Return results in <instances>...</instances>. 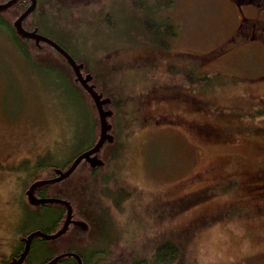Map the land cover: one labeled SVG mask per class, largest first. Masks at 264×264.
<instances>
[{
    "label": "rangeland",
    "instance_id": "374dc122",
    "mask_svg": "<svg viewBox=\"0 0 264 264\" xmlns=\"http://www.w3.org/2000/svg\"><path fill=\"white\" fill-rule=\"evenodd\" d=\"M27 23L83 65L114 114L94 178L83 162L47 192L84 189L60 198L74 209L66 240L99 251L97 264H155L166 241L179 248L168 264H264V196L245 190L264 182V0H37ZM31 41L28 57L0 23V264L52 226L29 187L100 135L72 70Z\"/></svg>",
    "mask_w": 264,
    "mask_h": 264
},
{
    "label": "trees",
    "instance_id": "16d2710c",
    "mask_svg": "<svg viewBox=\"0 0 264 264\" xmlns=\"http://www.w3.org/2000/svg\"><path fill=\"white\" fill-rule=\"evenodd\" d=\"M4 1H9V0H4ZM234 1L236 3H238L239 5H245V4H250V3L251 4H257L259 0H234ZM260 1H262V0H260ZM24 9H25V6H24L22 0H18L12 6V10L10 11L11 14H10L8 20H6L5 22L0 20V23L4 24L6 27H8L10 30H12L13 37L15 39V42L18 44L19 49L26 56L29 57V56L36 55V54H32L30 52V49H29V46H28V44H30L33 41H31L30 39L23 38V37L19 36L17 34V32H16V28H15L14 23H13L14 20H16L21 15V13L24 11ZM23 25H24L25 29H27V30H34V29L38 28L37 30L41 33V30H40L39 26L35 27L32 24H28L27 21H24ZM158 26H159L158 29H160V33L161 34H163V35L167 34V35H170V36H175L176 35V32H175L176 28H175V26H173L172 23H169L167 25V27H166L164 23L159 22ZM162 42H165V41L163 40ZM42 44L45 47H49L52 51H54L58 55H60L50 45L45 44V43H42ZM163 47H165V46H163ZM35 48L38 49L37 46ZM36 53H37V51H36ZM46 58H49V57H46ZM53 59L55 60L54 57H53ZM62 59L66 62V60L63 57H62ZM66 64L68 65L67 62H66ZM68 67H69V69H71V67L69 65H68ZM73 75H74V73H73ZM74 78H75V75H74ZM206 79L207 78H205V80ZM77 86H79L81 88L83 93H85L87 95V98L89 99V102H91V104L88 105L89 106L88 110H89V112L91 114L90 118L93 120V122H92L93 129H92V131H93V139H94V137H95L94 133H95V129H96V122H95V119L93 117V108L95 109V107H94V104H93L92 100L89 98L88 93L84 90V88L78 83H77ZM92 105H93V107H92ZM95 111H96V109H95ZM95 113H97V111ZM107 145H112V144H107ZM55 167H60V169H64L65 168L64 165L63 166H55ZM97 169H100V168H96L95 170H92V172L90 174L91 178H94V176H95L94 172H96ZM64 182L65 181H62L61 183H58L56 186L60 187L61 185H63ZM48 190H49L48 187L40 189V191H39L40 197L41 198H48L50 196V195L47 194ZM82 195H84V189L81 190L80 193L78 195H76V196L75 195H72V196L66 195L65 192H64V189H61L59 191V193L56 196H54V197L64 198V199H67V200L71 201L72 204H75V201H76L77 198L80 199V200L82 199ZM40 210H41V212L37 214L38 217H43L45 219L50 217L52 219V222H53L52 226L41 227L39 229L40 231H42L44 233H47V234H53V233H56L59 229H61L62 225L64 224L63 221H64V217L66 216V212H67V208L64 205L57 204V203L44 204V205H42ZM30 233H32V231L28 232V233H25L23 235L24 236H28ZM66 237H67V233L64 234L63 236L55 239V240H47V239H45V238H43L41 236L35 237L33 239L32 244H31L30 251H29L25 261L23 262V264H33L32 261L34 260V258H36L35 255H36V253L38 251H46V250L49 249L50 246L55 245V243H60V242H62L61 244H63V246H61V244L58 245L57 253H55L52 256H47L39 264H46L47 262L51 261L55 257H57V256H59V255H61L63 253H67V252L77 253L82 258L83 264H89V261H91L92 264H97L95 262V260H92V259H93V256L95 258L97 255L100 254L99 251H92L91 252L90 250L87 249V247H83V245L79 244L78 242H76L75 244H72L71 240H69V241L66 240ZM79 242H80V240H79ZM23 243L24 242L21 240V249L23 248ZM20 251L21 250L19 249L18 252L17 251L14 252L12 256L14 258L19 257L20 256ZM178 253H179L178 246L172 241H166V242L160 244L157 247L156 251H155V256H154V259H155V262H156L155 264H168V263L172 262L173 260H175L176 256H178ZM91 256H92V258H91ZM64 261H68L71 264H78L77 263V259L74 258V257H71V256H67V257L63 258L62 261L58 262L57 264H61Z\"/></svg>",
    "mask_w": 264,
    "mask_h": 264
},
{
    "label": "water",
    "instance_id": "95a60500",
    "mask_svg": "<svg viewBox=\"0 0 264 264\" xmlns=\"http://www.w3.org/2000/svg\"><path fill=\"white\" fill-rule=\"evenodd\" d=\"M18 0H10L5 4L0 5V10L7 9L11 7L14 3H16ZM37 1L32 0V4L30 7L15 21L14 26L16 28V32L19 36L27 39H33L35 40L36 44H40L41 42L47 43L54 49H56L61 55H63L70 66L72 67L75 75H76V81L79 82L83 88L86 90V92L90 95L92 100L95 103V106L98 110L99 119H100V137L98 142L89 150L83 152L80 154L70 165L68 170L62 171L57 170V177L48 179V180H40L35 183H33L30 188L27 191L28 199L31 204L38 205V204H45V203H57L64 205L67 210V219L64 226L55 234H47L40 230L35 231L31 233L27 238L24 239L25 241V248L22 254L20 255L19 259L14 261L12 264H23L24 260L26 259L31 244L33 242V239L37 236H41L47 240H55L62 235H64L70 226V223L72 222V216H73V208L71 204L63 199L60 198H37L34 196V190L36 188L42 187L44 185H49L57 182H61L62 180L68 178L79 166V164L85 160L86 162L90 163L93 168L96 167H102L104 165V162L98 158L97 153H99L104 146V144L108 141L110 143L113 142V135L110 133L112 125L108 122V117L112 116V112L109 110H105L104 106L108 105L110 103V98H103V95L98 93L95 89V85L91 84L92 81V75L84 76L82 73L83 65L78 64L77 61L56 41L53 39L38 33L36 30L29 31L24 28L23 21L26 19V17L36 8ZM71 256L77 259L78 264H83L82 258L77 253H65L62 255H59L52 259L51 261L47 262L46 264H57L63 257Z\"/></svg>",
    "mask_w": 264,
    "mask_h": 264
},
{
    "label": "flooded vegetation",
    "instance_id": "af4514ba",
    "mask_svg": "<svg viewBox=\"0 0 264 264\" xmlns=\"http://www.w3.org/2000/svg\"><path fill=\"white\" fill-rule=\"evenodd\" d=\"M37 1V0H36ZM22 2H23V4H24V6H25V9H24V11L28 8V7H30V5L32 4V0H22ZM5 3H7V1H4V0H0V5L1 4H5ZM12 10V6L11 7H9V8H7V9H4V10H0V20H2V21H6V20H8V18H9V16H10V14H11V11ZM23 11V12H24ZM35 11H36V9H34L31 13H30V15L29 16H27V20L29 19V18H34V13H35ZM22 12V13H23ZM21 13V14H22ZM257 22V21H256ZM254 25H256L255 23H254ZM68 51V50H67ZM70 53V52H69ZM71 54V53H70ZM72 55V54H71ZM85 76H86V74H85V72L83 73ZM202 78V77H201ZM196 82H198V80H196ZM54 172L52 173V175L50 176V178L49 179H51V178H56L55 176V171H57L58 169L57 168H55L54 167ZM229 181H230V184H229V187L230 188H232V187H238L240 184H241V182H240V180H239V178H237V176L236 175H231L230 177H229ZM57 185V184H56ZM46 187H51V186H45V187H39V188H36L35 190H34V193H36L35 195L37 196V198H41L40 197V195H39V191H40V189H42V188H46ZM30 188V187H29ZM245 190H246V192H248L249 193V195H252V194H254V195H256V197H260V198H263V196H264V182H260V183H256V182H253V183H248L247 185H246V187H245ZM245 195H246V193H245ZM247 198H250V197H247ZM257 203V202H256ZM258 204V203H257ZM42 205H44V204H40L39 206H38V208L39 209H41V207H42ZM74 213V212H73ZM66 214H67V212H66ZM75 215V214H74ZM71 227V226H70ZM33 232H35V231H32V233ZM31 234V233H30ZM29 236V235H28ZM26 238V237H25ZM25 238H23L22 239V241L25 239ZM25 241H24V244H23V248H22V250L24 251V248H25ZM21 253V252H20ZM22 254V253H21ZM20 257V256H19ZM91 258H92V256H91ZM97 258V256L94 258V256H93V259L92 260H95Z\"/></svg>",
    "mask_w": 264,
    "mask_h": 264
}]
</instances>
